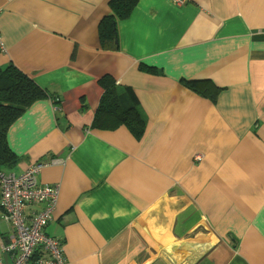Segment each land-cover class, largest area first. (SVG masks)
Masks as SVG:
<instances>
[{
  "label": "crops",
  "instance_id": "crops-1",
  "mask_svg": "<svg viewBox=\"0 0 264 264\" xmlns=\"http://www.w3.org/2000/svg\"><path fill=\"white\" fill-rule=\"evenodd\" d=\"M109 1L0 0V70L55 98L9 128L4 173L50 162L65 264H264V0H138L101 42ZM104 86L140 138L98 125Z\"/></svg>",
  "mask_w": 264,
  "mask_h": 264
},
{
  "label": "built area",
  "instance_id": "built-area-1",
  "mask_svg": "<svg viewBox=\"0 0 264 264\" xmlns=\"http://www.w3.org/2000/svg\"><path fill=\"white\" fill-rule=\"evenodd\" d=\"M172 1L176 5L188 2ZM49 164L44 159L20 175H0V221L12 230L0 252L7 255L10 264H65L62 242L45 233L59 195L58 185H42L38 180L41 169ZM30 208L35 212L28 214ZM0 264H5L2 259Z\"/></svg>",
  "mask_w": 264,
  "mask_h": 264
},
{
  "label": "trees",
  "instance_id": "trees-1",
  "mask_svg": "<svg viewBox=\"0 0 264 264\" xmlns=\"http://www.w3.org/2000/svg\"><path fill=\"white\" fill-rule=\"evenodd\" d=\"M137 2L138 0L109 1L110 13L99 23L101 42H107L115 37L116 22L128 18ZM121 95L114 87L104 86L95 120L98 125L105 127L115 128L124 125L134 136L140 138L145 129V120L134 105L124 104ZM54 99L14 66L7 65L5 69L0 70V175L4 170L14 169L19 162V158L7 145L6 136L9 128L34 103ZM33 259L36 260L38 257L35 255Z\"/></svg>",
  "mask_w": 264,
  "mask_h": 264
},
{
  "label": "rangeland",
  "instance_id": "rangeland-1",
  "mask_svg": "<svg viewBox=\"0 0 264 264\" xmlns=\"http://www.w3.org/2000/svg\"><path fill=\"white\" fill-rule=\"evenodd\" d=\"M4 171H6L7 173L10 172V170H4ZM8 228L11 229L8 224L0 221V232H5V233L8 234L9 233V229ZM2 258L5 260V264H10V262H9V260L7 258V255L4 254L2 256Z\"/></svg>",
  "mask_w": 264,
  "mask_h": 264
}]
</instances>
